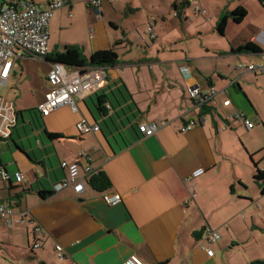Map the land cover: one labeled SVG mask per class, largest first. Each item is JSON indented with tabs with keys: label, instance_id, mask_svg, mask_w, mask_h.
Returning a JSON list of instances; mask_svg holds the SVG:
<instances>
[{
	"label": "crops",
	"instance_id": "1",
	"mask_svg": "<svg viewBox=\"0 0 264 264\" xmlns=\"http://www.w3.org/2000/svg\"><path fill=\"white\" fill-rule=\"evenodd\" d=\"M31 1L44 8L50 0ZM196 2L205 16L196 17L188 0H104L100 17L85 0L87 19L81 1L69 0L55 11L48 26L49 55L76 45L90 58L122 41L118 63L104 68L107 84L79 100L77 112L69 107L49 116L39 112L52 62L19 52L7 84L0 85V106L13 104L21 112L11 137L0 138V196L15 212L28 211L30 216L10 229L0 222V264H123L131 256L147 264H226L207 240V229L218 231L216 243L226 249L264 233L255 223L259 194L251 191V184L256 186L254 167L225 163L214 139L227 125L232 131L244 125L225 121L237 112L253 123L252 113L264 126L259 87L264 88V75L237 68L240 63L263 62L264 44L257 36L264 32V7L259 0ZM239 7L247 10V17L239 24L229 19L220 36L226 43L219 44L213 39L217 22ZM78 20L83 21L85 37L63 38L61 31L77 27ZM149 23L155 41L146 34ZM251 42L261 52H239ZM33 79L37 81L28 95L22 85ZM191 88L216 91L209 103L213 116H201ZM101 96L107 100L106 113L100 112ZM227 99L232 104L224 107ZM81 122L100 130L82 134ZM192 122V129L184 131ZM144 123L156 125L153 136L139 131ZM255 129H247L248 137L258 134ZM48 134L61 138L52 140ZM63 162L104 172L112 183L105 193L119 195L121 203L108 204L103 193L88 185L79 194L71 188L56 192L54 186L68 175ZM258 164L264 170V163ZM199 168L205 173L194 178ZM4 172L10 179L3 178ZM16 173L24 175V184L16 182ZM40 192L52 194L43 199ZM56 246L63 248L62 261Z\"/></svg>",
	"mask_w": 264,
	"mask_h": 264
},
{
	"label": "built area",
	"instance_id": "2",
	"mask_svg": "<svg viewBox=\"0 0 264 264\" xmlns=\"http://www.w3.org/2000/svg\"><path fill=\"white\" fill-rule=\"evenodd\" d=\"M112 3H123L124 0H108ZM194 3V15L196 17L205 16L206 10L198 4L197 0H188ZM104 0H88L90 10L98 17L101 16V6ZM69 0H50L47 7H39L30 0H0V85L4 86L10 76L11 69L19 52H25L36 59H45L49 54L48 26L57 10L65 8ZM174 17H179V12L173 13ZM149 23L146 27V34L150 41H155L157 35ZM257 41L264 44V32H260ZM264 57V56H263ZM238 70L245 73H255L264 75V59L261 63H240ZM183 73H188L187 67L181 68ZM107 74L104 68L87 67L84 69L69 68L58 62L52 63L51 71L48 75V89L44 102L40 105L39 111L43 116L61 107H69L73 112L78 111V101L94 95L101 91L107 84ZM216 95L212 89L207 93H201L197 88L190 89V97L200 108L209 107L210 100ZM232 101L227 99L223 102L224 107L231 106ZM18 112L13 104L3 102L0 106V138L8 139L18 126ZM229 122H242L247 129L254 127L243 113L237 112L227 118ZM195 123L192 122L183 130L189 131ZM80 133L97 132L100 130L98 125L91 126L86 122H81L78 126ZM156 125L140 124L139 131L145 136L150 137L155 134ZM82 156H85L84 154ZM61 167L67 170V177L54 186L56 192L71 188L75 193L83 192L87 186L86 179L94 173L91 167L81 166L78 163L68 164L63 162ZM205 173V169L199 168L193 171L194 178ZM4 179H10L6 172L3 173ZM15 179L18 184H24L25 178L22 173H16ZM196 197V195H193ZM104 200L110 205L121 203L119 195L110 196L103 193ZM30 216L28 211L15 212V210L5 203L0 196V222H3L9 229L17 223H23ZM206 238L213 244L220 240L218 231L207 229ZM39 248L40 244H35ZM59 259H65V254L61 246H56ZM207 255L213 257L214 251L207 250ZM123 264H147L136 256H131ZM161 264V263H154Z\"/></svg>",
	"mask_w": 264,
	"mask_h": 264
},
{
	"label": "rangeland",
	"instance_id": "3",
	"mask_svg": "<svg viewBox=\"0 0 264 264\" xmlns=\"http://www.w3.org/2000/svg\"><path fill=\"white\" fill-rule=\"evenodd\" d=\"M80 1L83 8L82 14H84L85 18L87 19L88 10L86 9L85 0H76V2H80ZM110 14H112L111 10H110ZM74 16H76L75 13L73 14V17ZM107 16L109 17V14ZM82 22L83 21L78 20L76 21V24H78L77 27H74L69 30L67 29L61 31L62 37L67 39L68 38L74 39L78 37L80 38V40H82L85 37V29L82 25ZM142 33H144V31ZM213 35H212L214 37L213 39L215 40L217 39V42L219 44L226 43L227 38L221 39L218 33ZM211 38L212 37H210V39ZM261 80H264V77L261 76ZM35 81L37 80L33 79L32 81L27 80L24 81L23 83L22 88L28 95H29L30 85L34 84ZM259 87L263 91V94H260V96H262V99L264 101L263 84L260 85ZM233 91L238 96H240L236 89H233ZM244 101L246 102L250 110L253 112V109L248 104V102L245 99ZM261 113L262 116H264V107L261 109ZM250 117L252 118L253 125L256 126L255 130H259L258 134H256L255 137L252 138L248 137L250 131H248L244 125L242 126L239 125L240 127H238V129H236L235 131L230 130L229 126L227 125L226 127L227 131L225 130L220 131V133L218 134L219 136L214 133V139H218V146L226 156L224 157V159H225V163H228V165H231V163H237V165L241 167L240 163H252L250 159V155H253V159L255 162L264 163V145H263L264 126L260 123V121L256 120V118L252 115V113ZM252 141H254L255 144H250ZM253 150H258V152L253 153ZM253 190L256 191V193L258 192L259 194L257 198L258 200L257 206L259 207V210L257 211L256 208L254 207L255 216H256L255 223L256 225H258L259 228L264 229V197H261L262 194L258 189V187L255 186L254 188L253 184H251V191L253 192ZM251 225L253 226L252 221H251ZM259 232L260 233L254 234V236L249 239V242L240 244L238 246H233V247L231 246L229 249H226L223 246L219 247L217 243H213L211 245H213V248L217 251V254L219 256H223L224 262L226 264H228V262H230V264H247L249 262H252V260L253 261L260 260L264 262V233L262 231ZM207 244L209 245L208 242Z\"/></svg>",
	"mask_w": 264,
	"mask_h": 264
},
{
	"label": "trees",
	"instance_id": "4",
	"mask_svg": "<svg viewBox=\"0 0 264 264\" xmlns=\"http://www.w3.org/2000/svg\"><path fill=\"white\" fill-rule=\"evenodd\" d=\"M31 1V0H30ZM261 4L264 7V0H259ZM33 2V1H31ZM34 3V2H33ZM184 5V3L182 4ZM89 8V6H88ZM179 9V8H178ZM247 17V10L243 7H239L236 10L227 13L223 15L219 21L216 24L215 30L220 36L225 35V31L227 28L228 20L232 19L236 24L241 23L245 18ZM122 41H117L113 48L109 50H103L96 52L92 54L90 58H87L82 48L76 45H67L65 46L64 50L57 54V55H49L45 58L50 62H58L63 65H66L69 68H78V69H84L87 67H93V68H106V67H113L115 66L119 61V54H118V48L122 45ZM241 51H247L252 53H259L261 52V49L259 46L254 44L253 42L248 43L246 46L241 47L239 49V52ZM107 103L106 97L101 96L100 97V112L106 113L108 109L106 108L105 104ZM31 111V112H36ZM40 112V111H39ZM41 113V112H40ZM21 114L18 113V115ZM206 115H212V109L203 106L201 107V116L205 117ZM219 116V115H218ZM216 118V117H215ZM225 121L229 122L226 118ZM49 138L52 140H56L61 138V135L59 134H48ZM250 159L252 161V166L254 167L255 174H254V182L255 185L260 190L261 194L264 195V170L259 167V164L254 161L253 155H250ZM10 181V180H8ZM86 184L93 189L94 191H97L99 193H105L112 188V183L109 179V177L104 172H94L86 179ZM14 187H9V191H13ZM52 193H46V192H40L41 198H45L46 195H51ZM17 200H21V195H16ZM247 264H264V262L260 260H255L252 262H249Z\"/></svg>",
	"mask_w": 264,
	"mask_h": 264
},
{
	"label": "water",
	"instance_id": "5",
	"mask_svg": "<svg viewBox=\"0 0 264 264\" xmlns=\"http://www.w3.org/2000/svg\"><path fill=\"white\" fill-rule=\"evenodd\" d=\"M8 175V174H7Z\"/></svg>",
	"mask_w": 264,
	"mask_h": 264
}]
</instances>
